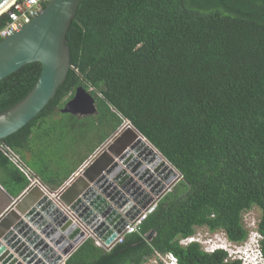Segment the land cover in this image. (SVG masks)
Instances as JSON below:
<instances>
[{
    "label": "trees",
    "instance_id": "trees-1",
    "mask_svg": "<svg viewBox=\"0 0 264 264\" xmlns=\"http://www.w3.org/2000/svg\"><path fill=\"white\" fill-rule=\"evenodd\" d=\"M65 39L70 68L54 98L1 142L23 157L33 130L82 86L106 125L101 141L127 122L179 178L140 233L109 250L88 237L64 264H143L169 252L178 264H243L181 240L207 227L243 242L252 207L264 256V0H80ZM40 70L29 62L0 80V111ZM0 170L1 185L19 195L28 180L1 152Z\"/></svg>",
    "mask_w": 264,
    "mask_h": 264
},
{
    "label": "water",
    "instance_id": "water-1",
    "mask_svg": "<svg viewBox=\"0 0 264 264\" xmlns=\"http://www.w3.org/2000/svg\"><path fill=\"white\" fill-rule=\"evenodd\" d=\"M9 1L0 0V9ZM79 1L51 0L29 24L0 42V80L29 62L41 64L32 89L15 104L0 111V142L35 117L54 98L58 86L65 80L70 68L65 36ZM60 111L83 116L95 114L97 109L94 97L78 86ZM122 124L114 131L109 143L84 164L59 194V200L105 243L113 240L127 224V218H134L151 200L150 193L142 188L132 196L136 204L126 205L129 197L124 194L131 195L138 182L146 184L151 169L157 172L167 163L171 166L131 124L126 122L125 127ZM151 147L161 159H153ZM159 183L151 187L154 194L164 188V184L157 188ZM153 233H149V238ZM84 235V231L39 186L25 187L0 214V264H7L12 253L27 263L45 264L42 258H46L54 264L59 256L49 243L66 255ZM48 254L50 257L46 256Z\"/></svg>",
    "mask_w": 264,
    "mask_h": 264
},
{
    "label": "rangeland",
    "instance_id": "rangeland-1",
    "mask_svg": "<svg viewBox=\"0 0 264 264\" xmlns=\"http://www.w3.org/2000/svg\"><path fill=\"white\" fill-rule=\"evenodd\" d=\"M97 119L98 116L96 113L76 118L72 117L70 113H62L59 111L51 114L43 120L40 127L33 130L29 141L31 153L28 152L26 154V162L35 167H46L47 171H44V173H51L53 171L52 169L56 168V165L58 166L59 172L62 168L73 166L91 153L103 138L106 125L104 127L103 124L98 123ZM125 124L126 122H123L122 126ZM113 137L114 133L103 140L104 142L98 146L95 153L105 147ZM170 170L173 178L176 177L177 172L174 169ZM176 180L178 178L174 181ZM259 215L260 212L257 207H252L243 213V222L248 229V237L246 243L241 242L242 244H247V241L253 235V226H257ZM194 237L203 249H207L208 245H218L220 242L226 241L222 230L211 231L207 227H197ZM241 243H238L236 247L234 245L232 246L239 250L240 246L238 245ZM237 250L233 251L230 248L229 252L230 254L232 253L231 259L241 256L240 253L238 256L233 254ZM158 261V258L152 256L145 264H158L160 263Z\"/></svg>",
    "mask_w": 264,
    "mask_h": 264
},
{
    "label": "built area",
    "instance_id": "built-area-1",
    "mask_svg": "<svg viewBox=\"0 0 264 264\" xmlns=\"http://www.w3.org/2000/svg\"><path fill=\"white\" fill-rule=\"evenodd\" d=\"M51 0H13L11 5L2 13L5 15V22L3 25L0 26V42L15 33L19 32L25 25L29 24L34 18H36L43 8L46 6L48 2ZM1 14V15H2ZM0 152L26 177L28 180V185L33 186L37 185L39 188L50 198L52 199L53 203L58 206L61 210L65 211L66 214L73 220V222L80 227L81 230L84 231L85 235L81 239V241L75 245L73 250L86 238L91 237L94 240V243L105 249L109 250L111 249L116 243L122 242L125 235L130 233H140L141 231V224L146 219V217L151 214L157 207V202L159 198L162 196L163 193L169 191L171 187L175 184L174 181L176 178H179V173L177 172L176 177L172 178L170 173L167 175L168 172H163L161 167L157 172L149 171L151 173L150 179L147 181L146 184H143L142 182H138V184L134 185L131 192V195L128 193L124 194V197H129V201L126 205H129V203L132 205L136 204L132 196L135 194V191L141 190L142 188L145 189V192L150 193L151 200L145 205L144 208H140L139 212L129 220L127 218V224L125 227L116 234L115 238L111 240L109 243H105V241L100 237L97 236L96 233H93L84 222L77 219V217L73 214L71 210H69L60 200H59V194L62 191V187L56 190H50L43 182L39 180L37 175L32 171V169L24 162V160L21 158V156L18 154L17 151H15L11 146H9L6 143L0 142ZM167 175V176H166ZM163 176H166V179H163ZM170 179V180H168ZM168 180V182H166ZM160 182L157 185L158 187H161L164 184V188L157 192L155 191L151 192V187L154 186L157 182ZM158 190V189H157ZM120 196V195H119ZM119 196L116 198L118 199ZM123 197V198H124ZM122 198V199H123ZM120 200V199H119ZM111 203V202H110ZM130 209V208H129ZM134 212V211H131ZM47 223V222H46ZM55 230H58V227L54 224ZM54 230V231H55ZM42 236V234H41ZM43 246V244H41ZM50 246H52L53 250L57 252V256L59 258L55 261L54 264H64L65 259L70 255L71 252H69L66 255H63L59 252V250L52 244L49 243ZM11 252H13L11 250ZM13 256L7 261V264H31L27 263V261L23 260L21 256H19L16 253H12ZM51 254V252H50ZM50 254L46 255L47 257H50ZM40 258V255H38ZM155 257L159 260H162L163 264H177V258L173 253H166V254H160L155 253ZM56 258V257H54ZM53 258V259H54ZM48 259L42 258V261L45 264H51L50 261H47ZM159 262V261H158ZM159 264V263H158Z\"/></svg>",
    "mask_w": 264,
    "mask_h": 264
},
{
    "label": "crops",
    "instance_id": "crops-1",
    "mask_svg": "<svg viewBox=\"0 0 264 264\" xmlns=\"http://www.w3.org/2000/svg\"><path fill=\"white\" fill-rule=\"evenodd\" d=\"M73 115V114H72ZM74 118L76 117H81L80 115H73ZM114 133V132H113ZM111 133V134H113ZM110 134V135H111ZM109 135V136H110ZM32 136V135H31ZM108 136V137H109ZM107 137V138H108ZM105 140V139H104ZM104 141H100L95 147L94 149L91 151V153H89L87 156H85L83 159H81L80 161H78L77 163H75L73 166L71 167H68V168H62V170H58V166L56 165V168L52 169L53 171H51V173L47 172V173H44V171L46 172L47 169L46 167H35L33 165H29L27 162H26V154L28 152L31 153L30 149L29 150H26V152L23 154V157L20 153H18L21 158L24 160V162L33 170V172L37 175V177L39 178V180L41 182H43L50 190H56V189H59L60 187L64 186L69 180H72L75 176H77V174H79V171L81 168H83L84 164L90 159L93 157L96 149L98 148V146L103 143ZM26 178V177H25ZM1 179H4L3 175H2V171L0 170V180ZM28 185V184H27ZM12 187L16 188L15 185H13ZM25 189H23L24 191ZM22 191V192H23ZM21 192V193H22ZM20 193V194H21ZM19 194V195H20ZM19 195L17 196H14L12 194H9L5 188L1 185L0 183V214L3 213L13 202V200L15 198H17ZM75 250V249H74ZM73 250V251H74ZM72 251V252H73ZM71 252V253H72ZM70 253V254H71ZM149 260V259H148ZM147 260V261H148ZM146 261V262H147ZM145 262V263H146ZM143 263V264H145Z\"/></svg>",
    "mask_w": 264,
    "mask_h": 264
},
{
    "label": "clouds",
    "instance_id": "clouds-1",
    "mask_svg": "<svg viewBox=\"0 0 264 264\" xmlns=\"http://www.w3.org/2000/svg\"><path fill=\"white\" fill-rule=\"evenodd\" d=\"M253 227H254V229H253L254 233L249 238V240L247 241V244H242L241 242H233V241L229 240L224 233L225 238H226L225 242H220V244H218V245H216V244H212V246L208 245L207 246L208 248L204 249V250L207 252H211V251H214L216 249H222V250L227 252V256L230 258L232 255V253L230 254V252H229L230 248L233 251H236L237 249H235V247L237 246L238 243H241L240 245H238V246H240L239 250H237V252H233V254H236L237 256L240 253L241 256L239 258L236 257L234 259L241 260V262L243 264H264V256L262 254L261 246H260L262 234L258 231L257 226L256 227L253 226ZM194 235L183 238L181 240V243L186 244V243H189L191 241H196V238L194 237ZM243 243H246V240L243 241ZM208 244H209V242H208ZM232 245H234L235 247H233ZM154 257H155V255H154ZM159 261H160L159 264H163V262L161 260H159ZM245 261H247V262H245ZM177 264H178V262H177Z\"/></svg>",
    "mask_w": 264,
    "mask_h": 264
},
{
    "label": "bare ground",
    "instance_id": "bare-ground-1",
    "mask_svg": "<svg viewBox=\"0 0 264 264\" xmlns=\"http://www.w3.org/2000/svg\"><path fill=\"white\" fill-rule=\"evenodd\" d=\"M13 2V0H10L9 2H7L1 9H0V15L11 5V3ZM125 127V126H124ZM146 143V142H145ZM147 144V143H146ZM151 149H153L151 147ZM150 155L153 157L154 160H158V158L161 159V157L158 155L157 151L155 149H153V151L150 153ZM172 167L167 163L165 165H163L162 171L163 172H169V169H171ZM171 171V170H170ZM176 171V170H175ZM171 177L173 178L171 172H170Z\"/></svg>",
    "mask_w": 264,
    "mask_h": 264
}]
</instances>
